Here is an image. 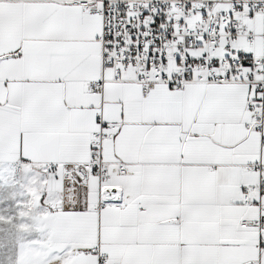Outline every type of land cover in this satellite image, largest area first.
<instances>
[{"label":"snow or ice","instance_id":"obj_1","mask_svg":"<svg viewBox=\"0 0 264 264\" xmlns=\"http://www.w3.org/2000/svg\"><path fill=\"white\" fill-rule=\"evenodd\" d=\"M0 264H264V0H0Z\"/></svg>","mask_w":264,"mask_h":264}]
</instances>
